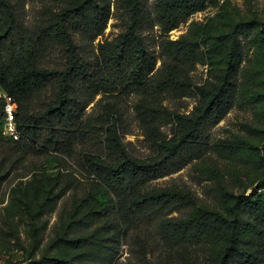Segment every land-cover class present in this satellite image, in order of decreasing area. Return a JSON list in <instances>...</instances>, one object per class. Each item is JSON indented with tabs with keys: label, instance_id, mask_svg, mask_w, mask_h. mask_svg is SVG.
<instances>
[{
	"label": "trees",
	"instance_id": "obj_1",
	"mask_svg": "<svg viewBox=\"0 0 264 264\" xmlns=\"http://www.w3.org/2000/svg\"><path fill=\"white\" fill-rule=\"evenodd\" d=\"M39 1L33 24L26 25L16 1L0 0V93L11 97L20 132L18 140L4 135L6 99L0 95V169L25 152L74 156L79 150L99 186L89 196L96 209L88 210L86 229L97 224L98 234L113 221L107 234L144 257L156 232L173 264H264V177L250 193L230 194L227 213L197 207L186 187L151 185L215 148L209 128L245 98L253 71L241 63L252 47L264 49V23L241 21L215 36L192 25L171 39V31L221 0H155L153 11L149 0ZM114 7L124 12L125 29L89 54L78 34L94 42ZM156 25L160 57L142 34ZM56 51L60 57L53 62ZM199 64L210 66L201 85L191 76ZM99 94L109 99L96 103V116L87 108ZM133 94L136 118L155 153L146 159L124 142L120 101ZM192 95L198 102L189 113L165 103ZM261 151L264 165V144ZM186 209L187 215L179 214ZM100 214L107 220H98ZM105 246L89 253L91 264H114L119 249Z\"/></svg>",
	"mask_w": 264,
	"mask_h": 264
},
{
	"label": "rangeland",
	"instance_id": "obj_2",
	"mask_svg": "<svg viewBox=\"0 0 264 264\" xmlns=\"http://www.w3.org/2000/svg\"><path fill=\"white\" fill-rule=\"evenodd\" d=\"M13 1L18 3L24 23L33 24L42 3L39 0ZM154 3L155 0H149L151 11ZM249 20L264 23V0H221L217 6H209L191 16L171 31L169 37L179 38L192 25L215 36L238 22ZM125 25L124 12L114 7L107 28L94 42L83 39L80 34L77 41L89 54H94L100 41L113 39ZM142 34L148 48L160 57L162 32L159 26H146ZM59 57L57 51L51 56L53 62ZM160 65L161 60H158L157 66ZM241 67L253 71V79L245 91V98L240 99L222 121L209 128L215 148L203 159L194 160L182 170L152 181V186L186 187L197 198V207L227 213L230 194L250 193L264 177V165L260 160L264 144V49L252 47ZM209 71L210 66L197 65L191 72L193 81L204 84ZM102 97L97 95L87 111L94 109L97 116L96 103L99 101L103 105L109 99ZM136 101L135 94L120 101L122 131L128 149L146 159L155 153L136 118ZM197 102L198 96L192 95L170 98L165 103L173 110L189 113ZM163 129L171 133L170 126ZM80 154L79 150L74 156L25 152L8 162L5 169H0V264H63L68 260L75 264H91L89 253L95 254L101 243L106 245L105 248L118 247L114 264H173L172 253L156 232L150 235L151 248L144 257L125 244L122 237L118 238L112 232V235L107 234L112 220L100 232L106 235L104 239L95 232L97 224L86 229L87 213L96 209L89 196L97 192L99 186ZM188 212L186 209L179 214L187 215ZM106 218L100 214L97 219L103 222Z\"/></svg>",
	"mask_w": 264,
	"mask_h": 264
},
{
	"label": "built area",
	"instance_id": "obj_3",
	"mask_svg": "<svg viewBox=\"0 0 264 264\" xmlns=\"http://www.w3.org/2000/svg\"><path fill=\"white\" fill-rule=\"evenodd\" d=\"M1 96L6 99L5 105V123H4V135L13 138L14 140H18L20 138V132L17 128L15 116H14V106L10 96H8L5 92L1 91Z\"/></svg>",
	"mask_w": 264,
	"mask_h": 264
}]
</instances>
